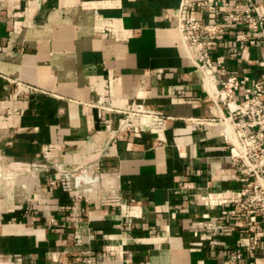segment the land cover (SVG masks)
Instances as JSON below:
<instances>
[{"label":"crops","instance_id":"crops-1","mask_svg":"<svg viewBox=\"0 0 264 264\" xmlns=\"http://www.w3.org/2000/svg\"><path fill=\"white\" fill-rule=\"evenodd\" d=\"M180 6L0 0V264H223L231 250L264 264V221L250 252L235 209L219 77L203 83L176 23L220 15ZM241 30L221 25L213 65L262 79V43L239 49ZM56 165L97 180L63 191Z\"/></svg>","mask_w":264,"mask_h":264},{"label":"built area","instance_id":"built-area-1","mask_svg":"<svg viewBox=\"0 0 264 264\" xmlns=\"http://www.w3.org/2000/svg\"><path fill=\"white\" fill-rule=\"evenodd\" d=\"M226 0H181V8L192 6L206 10L220 19L214 22L183 17H176L180 33V43L187 57L200 72L203 83L208 87L210 78L217 75L220 90L210 92L209 96L215 104H221L224 113L221 121L223 134L229 137L237 152L230 158L231 166L242 181L238 197L235 200L236 211L248 217V250L254 251L258 241V231L264 221V75L262 79L250 78L247 75L230 74L225 69L216 70L213 65V42L223 23L241 24L247 31L235 33L234 40L239 49L253 47L262 43L264 58V15L260 13L256 0H236L222 11L221 4ZM257 63V61H255ZM99 110L98 117L103 120L105 112L114 109L105 106L102 101L94 104ZM123 129L131 127V113H126ZM110 129V123L103 125ZM59 186L63 191H75L84 184L83 191L90 189L89 184L97 180L96 176H88L84 172H66L56 165ZM55 183L54 180H50ZM76 201L82 194L74 195ZM76 210V206L74 208ZM53 221V219H51ZM241 252L231 250L223 264H237ZM248 264H255L253 260Z\"/></svg>","mask_w":264,"mask_h":264}]
</instances>
